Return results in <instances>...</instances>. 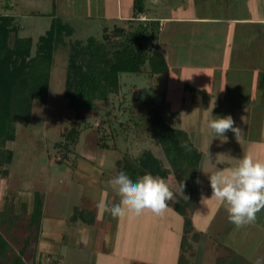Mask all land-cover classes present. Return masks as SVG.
I'll return each mask as SVG.
<instances>
[{
	"label": "rangeland",
	"instance_id": "rangeland-1",
	"mask_svg": "<svg viewBox=\"0 0 264 264\" xmlns=\"http://www.w3.org/2000/svg\"><path fill=\"white\" fill-rule=\"evenodd\" d=\"M96 1H89L91 17L86 18L83 15L76 17L71 12L67 14L62 0H0V12L14 15L15 21L20 26L18 33L30 36L33 42L49 28L53 11L56 16H66L63 19H67L74 28V32L70 36H65V44L60 43L53 53L47 96L43 101L33 102L29 123L26 126L17 124L14 139L6 143V147L12 150L13 156L7 165L8 174L0 176V209L11 204L14 213L19 214L24 220H20L18 226L10 224L7 231L3 229L0 231L6 236L15 252H18L25 237L29 235L25 219L32 209L34 190H38L43 197L44 216L57 218L56 222L65 231L69 228L80 231L83 226L82 223L69 226L74 207L80 211L81 219L86 218L85 220H89L91 223L94 222L92 217L97 218V215L101 217L99 208L98 212L94 213L83 204L80 194L85 190H83L84 186L75 184L71 169V163L73 162L74 165L76 157L92 162L104 171V175L98 176L101 184V202L105 199L109 203L116 202L114 196L118 194L110 186L109 181L116 176V160L126 150L134 155L144 148H149L161 163L168 167L166 181L170 182L173 193L179 194L180 192V187L176 179H173L174 175L162 149L158 142L149 135V131L145 129V120L143 121L147 112L156 104L155 106L160 109L164 120L172 126L174 124L175 115L168 113L170 105L167 106L163 102V92L158 93L153 90L155 87L163 90L166 74L159 73L154 76L147 71L141 73L123 72L120 75L118 92L111 93L107 100L100 102V108L80 110L77 115L66 105L64 81L69 43L74 40L84 41L89 36L101 39L105 27L112 28L115 25L126 27L128 23L123 20L114 23L115 20L101 19L95 16L94 13L97 12L98 5ZM146 3L150 7L149 12L155 16L163 13L168 16H172L174 13L215 17L246 13L264 14V0H145L144 4ZM85 5H82L81 9H85ZM185 26L188 29L187 39H189L188 43H185L187 48L186 63L199 65L200 68L205 67L216 56L212 51L215 47L211 43H219V39L223 38L219 33L220 38L219 36L214 37V35L209 37L208 33L217 28L224 30L229 27V24L227 22L214 23L210 20L200 22L193 20L186 23ZM200 29L203 32L200 35L196 34ZM165 30L168 32L166 31L162 38L163 42L166 41L167 44V42L170 43L171 36L173 34L176 36L178 33L176 27L171 26L168 22L165 23L163 31ZM206 39H210V42H206ZM188 48L190 49L188 50ZM171 70L170 76L173 80L175 68L172 67ZM144 100H148V103L151 100L154 105L144 104ZM73 121L80 129L79 139L73 147L71 146L72 151L67 155L66 162L60 163L58 159L61 158V153L56 149L55 142L63 138L62 134H65L71 127ZM121 122H127L128 127L121 128ZM102 142H105L109 148L101 147ZM23 204H25V210H23ZM166 210L159 215L145 210L139 216L126 215L117 218V232L112 243L105 236H103V240L99 237L98 244L90 239L81 241L80 235L71 236L62 229L63 233L57 238L45 237L47 229L41 225L38 237L31 238L29 241L24 256L25 262L27 264H146L145 259H147L154 263L169 262L174 264L177 260L174 253L175 247L180 248L178 242L180 228L176 224L177 214L166 212ZM225 215L227 216L228 213L220 210L215 222H220L222 217L224 220ZM261 215L262 211L257 214L254 225L241 227L245 232H249V239L246 241L251 245L250 254L252 255H255V248L260 246L262 250L264 247V227L255 226L263 218ZM107 217H110V214L106 216V213H103V222L100 221L95 225L97 229L100 228V236L104 229L110 226V224L108 226L105 224ZM228 221H221L223 230L222 235L219 234L217 238L218 241L223 240L226 231L229 230ZM166 223L170 224L169 231L165 226ZM196 223L202 231L207 233L212 231V228L206 227V222L196 220ZM198 224H202L203 228ZM91 230H93L92 227ZM183 232L182 230V234ZM31 234L34 237V231ZM47 236H49L48 233ZM238 238L242 237L238 236ZM212 245L215 246V243ZM230 245L233 246V244ZM195 246L198 245L193 246L192 252L196 251ZM197 252L201 254L200 250ZM185 253L187 264L189 260L193 262L192 264H199V261L194 262L195 260L190 258L191 255L188 251ZM219 253L228 254L223 251L221 244L216 247V255ZM207 256L211 261L212 256ZM263 256L264 253L260 258ZM206 260L204 259L201 263L206 264L209 261ZM244 264L250 263L244 262Z\"/></svg>",
	"mask_w": 264,
	"mask_h": 264
},
{
	"label": "crops",
	"instance_id": "crops-1",
	"mask_svg": "<svg viewBox=\"0 0 264 264\" xmlns=\"http://www.w3.org/2000/svg\"><path fill=\"white\" fill-rule=\"evenodd\" d=\"M63 1L65 6L63 7L68 12L67 14L71 12L76 17L82 15L86 18L91 17V13L89 12L91 8L90 0H85V2L84 0ZM144 1V11L136 15L140 20H156L158 22L155 45L162 52L168 67L167 72L164 73L166 74V79L163 90L159 87L152 89L154 92H163V102L167 106L170 105L168 113L175 115L173 126L187 132L192 144L200 153L196 176L198 196L196 203L191 208L192 224L196 231L199 232L200 230V235L197 241H192L193 246L196 244L198 246H195L196 251L193 252L194 255L192 254L190 258L194 259V262L199 261V264H202L204 259L209 260L206 264H216V256L225 255V253L216 255V247L218 244H221L224 252L229 253V250H233L245 259L244 262L256 264L258 259L264 260V256L260 258L264 253V247L262 250L260 246L259 248H255V255L250 254L252 248L248 244V241H246L249 239V232H245L242 228L237 231V228L232 227L233 224L227 220L228 215H225L226 218L224 220V217H222L220 222H215L218 212L220 210L226 211V205H219L215 197L211 196L212 190L208 174L205 172L212 170V165L209 163L207 157V148L210 162L217 168L233 167L236 158L249 152L257 158L264 160V14L246 13L243 15L233 14L215 17L174 13L172 16H168L163 13L162 15L155 16V14L149 12L150 7L147 6L148 2L144 4ZM56 2L58 3V1ZM96 3L98 4H96L98 13L95 12L94 14L101 19L115 20V23L118 20L128 21L134 17L133 0H97ZM84 4H86L85 9H81V6ZM64 17L66 16L61 15V18ZM193 20L197 22L210 20L214 23L227 22L229 24V27H226L224 30L217 28L216 30L213 29V32L208 33L209 37L214 35V37L219 36L220 38L221 35L223 38H218L219 43H211L215 47L212 51L216 56L210 60L211 63L202 68L199 65L186 63L187 48L185 43H188L189 39H187L188 29L185 24ZM167 22L171 26L176 27L178 34L176 36L173 34L170 38V43L167 42L166 44V41L163 42L162 36H164L166 31L168 32V30L163 31ZM202 32L203 30L200 29L196 34L200 35ZM208 41L210 42V39H206V42ZM170 57L171 59H169ZM172 67L175 68L173 80L170 76ZM166 100L169 104L165 102ZM213 104L214 107H212ZM210 110L213 116L230 115L235 125L242 130L240 135L235 137L231 131H228L225 133L226 140L223 137H213V133L206 124V118ZM65 160L60 163L66 162ZM75 160L74 165L73 162L71 163V169L75 184L78 183V186H84L83 190H85H82L83 192L80 194L84 202L83 204L94 213L98 212V204L101 202V184L100 177L98 176L104 175V171L101 167H97L94 163L80 157H76ZM217 161H221L222 163H218ZM164 168L167 170L168 167L164 166ZM90 191L92 192L89 193ZM114 198L115 203H118L119 196L115 195ZM170 202L168 203V210L166 212L177 214L178 220L176 218V224L180 228L178 242L179 246H181L184 218L173 209ZM108 214L106 213V216ZM261 218L260 223L255 225L260 228L264 227V210H262ZM85 219H81L79 213L77 219L69 221V226L82 223V230L78 231L76 229L75 231L69 228L65 231L56 222L57 218L45 217L42 210L41 225L47 229V231L45 230V237L49 238H57V236H61L62 231H65L66 234H70L71 236L80 235L81 241H88L90 239L92 242L98 244L99 237L103 240V236L108 238L109 242L114 241L117 232V218H113L111 215L107 217L105 224L107 226L110 224V226L104 229L101 236L100 228L97 229L95 226L96 223L103 222L101 217L99 215H97V218L92 217L94 219L92 223ZM196 220L203 223L206 222V227L212 228V231L210 233L202 231L197 226ZM221 221H228L230 227L226 231L224 239L218 241L217 238L219 234L222 235L223 230ZM169 225L168 223L165 224L167 231L170 230ZM198 225L203 228L202 224ZM91 227L93 230H91ZM47 233L49 236H47ZM238 236L243 239H239ZM233 237L235 241L232 240ZM213 243H215V246L212 245ZM230 244H233V246ZM198 250L201 251V254L197 252ZM174 253L177 259L174 264H181V247H175ZM207 255L212 256L211 261ZM145 263L171 264L169 262L154 263L147 259H145ZM192 263L189 260L188 264Z\"/></svg>",
	"mask_w": 264,
	"mask_h": 264
},
{
	"label": "trees",
	"instance_id": "trees-1",
	"mask_svg": "<svg viewBox=\"0 0 264 264\" xmlns=\"http://www.w3.org/2000/svg\"><path fill=\"white\" fill-rule=\"evenodd\" d=\"M133 10L134 17L127 21L126 27H105L101 39L89 36L84 41L69 43L64 96L67 107L77 115L80 110L100 108V102L107 100L111 93H117L123 72L147 71L151 75L167 72L164 56L155 45L158 22L138 18L136 14L144 11L143 0H133ZM51 15L49 28L33 42L30 36L18 33L20 26L14 15L0 12V176L8 174L7 165L13 156L12 150L6 147L7 141L14 139L17 124L26 126L29 123L33 102L43 101L47 96L55 48L64 43L65 36L74 32L70 22L56 16L54 11ZM147 103L148 100H144V104ZM149 103L154 105L151 100ZM145 116V129L158 142L180 187L179 194L174 193L175 199L170 203L184 218L180 262L185 264L188 261L185 252L194 255L192 241H197L200 235L191 220V208L197 199L196 176L200 153L188 133L166 122L155 105ZM75 123L73 121L62 134L63 138L55 142L56 149L61 153L58 162L67 158L79 139L80 129ZM127 125V122H121L120 127ZM100 146L109 148L105 142ZM120 171L126 172L133 181L146 172L165 180L168 177V170L149 148L134 155L129 150L122 152L116 160V175ZM13 210L11 204L0 209V229L7 231L10 224L18 226L20 220H24ZM42 210L43 197L40 192L34 191L32 209L25 219L29 235L15 252L0 231V264H27L24 259L26 248L30 239L39 235ZM77 212L80 213L73 208L72 221L77 219ZM215 260L216 264H243L245 261L233 250L225 256H216Z\"/></svg>",
	"mask_w": 264,
	"mask_h": 264
},
{
	"label": "clouds",
	"instance_id": "clouds-1",
	"mask_svg": "<svg viewBox=\"0 0 264 264\" xmlns=\"http://www.w3.org/2000/svg\"><path fill=\"white\" fill-rule=\"evenodd\" d=\"M211 110L206 124L213 137H223L226 140L225 133L228 131L235 137L240 135L242 130L235 125L230 115L213 116ZM207 157L212 170L204 172L208 174L211 196L215 197L219 205H226L229 222L236 228L255 223L257 214L264 210V160L249 152L236 158L233 167L217 168L210 162L208 148ZM109 184L117 192L119 202L109 203L105 199L99 203L101 219L103 213H109L113 218H121L126 215L139 216L145 210L159 215L174 200L170 182L150 172L133 181L126 172L120 171ZM256 264H264V260L258 259Z\"/></svg>",
	"mask_w": 264,
	"mask_h": 264
}]
</instances>
